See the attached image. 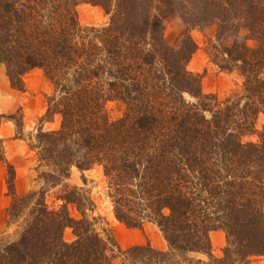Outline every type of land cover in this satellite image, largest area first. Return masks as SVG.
Returning a JSON list of instances; mask_svg holds the SVG:
<instances>
[{
    "label": "trees",
    "instance_id": "1",
    "mask_svg": "<svg viewBox=\"0 0 264 264\" xmlns=\"http://www.w3.org/2000/svg\"><path fill=\"white\" fill-rule=\"evenodd\" d=\"M89 2L108 16L106 26L82 28L76 0H0V65L18 91L38 69L58 92L40 123L58 114L59 128L40 127L29 143L38 178L53 188L72 167L101 166L115 219L128 229L153 223L167 250L120 249L108 229L98 233L87 214L94 204L78 189L64 191L58 209L42 191L17 195L15 169L0 157L11 199L7 224L19 222L16 240L0 243V264H251L252 256L264 257V125L257 129L264 0ZM174 15L191 26L216 22L218 38L232 40L216 64L240 71V98L218 103L202 93L200 77L187 68L195 42L185 36L171 48L163 40V23ZM108 99L125 104L120 120L106 117ZM15 115L7 119L19 127ZM252 135L257 143L243 140ZM66 228L75 241H64ZM215 230L226 235L222 258L212 255Z\"/></svg>",
    "mask_w": 264,
    "mask_h": 264
},
{
    "label": "rangeland",
    "instance_id": "2",
    "mask_svg": "<svg viewBox=\"0 0 264 264\" xmlns=\"http://www.w3.org/2000/svg\"><path fill=\"white\" fill-rule=\"evenodd\" d=\"M78 21L82 28L104 27L109 22L104 11L92 5L90 0H76ZM240 36L247 35L246 27H240ZM185 36H190L196 44V51L190 58L187 68L190 72L200 77L203 94L213 95L217 102L228 99L240 98L244 93V77L240 71L232 72L221 70L216 64L223 58V53L231 46V39L221 36L218 38V24L216 22L191 26L178 16L166 18L163 23L162 37L168 47H175ZM246 44L253 47L256 43L248 41ZM227 58V57H226ZM264 74V73H263ZM264 76V75H262ZM24 91L14 89L6 75V69L0 65V157H4L15 169V191L17 195H27L30 192H44V199L50 209H58L62 202L58 199L65 192L78 189L87 195L94 204L93 211L88 215L95 218V228L103 235V230L108 229L114 236L118 246L127 250L133 246L150 244L157 250H167V243L156 225L145 222L141 229H128L118 222L113 214V205L109 198L108 179L104 176L99 165L80 172L72 167L70 176L60 185L47 187L38 178L36 172L37 157L35 151L29 148L36 131L42 127L45 131L59 128L61 116L55 114L51 122L43 121L47 111V98L51 95L58 96L52 83L44 76L43 72L34 69L24 77ZM243 102V101H241ZM104 111L109 121L120 120L126 106L116 99H108L104 103ZM10 114H16V121L7 119ZM264 125V114L258 116L257 129ZM245 142L257 143L256 135L247 136ZM6 165L0 162V243L6 244L16 240L19 222L7 224L5 210L10 204L6 185ZM69 215L79 219L80 214L73 204L66 205ZM212 255L216 258L223 257L226 246V235L222 230L209 233ZM63 239L67 243L75 241L76 237L70 228L63 231ZM251 264H264L263 256H252Z\"/></svg>",
    "mask_w": 264,
    "mask_h": 264
},
{
    "label": "crops",
    "instance_id": "3",
    "mask_svg": "<svg viewBox=\"0 0 264 264\" xmlns=\"http://www.w3.org/2000/svg\"><path fill=\"white\" fill-rule=\"evenodd\" d=\"M1 126V125H0Z\"/></svg>",
    "mask_w": 264,
    "mask_h": 264
}]
</instances>
